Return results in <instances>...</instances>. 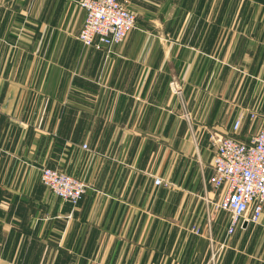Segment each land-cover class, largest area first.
Here are the masks:
<instances>
[{"label": "crops", "instance_id": "1", "mask_svg": "<svg viewBox=\"0 0 264 264\" xmlns=\"http://www.w3.org/2000/svg\"><path fill=\"white\" fill-rule=\"evenodd\" d=\"M78 2L0 0V264H264V210L227 236L196 198L223 192L209 135L264 129V0H121L110 50L77 39ZM43 167L86 184L77 205Z\"/></svg>", "mask_w": 264, "mask_h": 264}, {"label": "built area", "instance_id": "2", "mask_svg": "<svg viewBox=\"0 0 264 264\" xmlns=\"http://www.w3.org/2000/svg\"><path fill=\"white\" fill-rule=\"evenodd\" d=\"M78 5L85 12L83 26L77 34L83 46L110 50L121 44L135 27V14L120 0H79ZM170 86L175 94H180L176 82H170ZM250 117L254 118L255 114L251 113ZM240 124L239 115L233 130H238ZM209 140L213 168L211 186L215 191L223 189L219 201L211 203V210L213 214L222 211L228 215L226 235L229 236L242 223H258L264 210V129L248 144L212 134ZM40 180L54 196L72 206L79 203L86 189L81 180L49 167L41 168ZM161 182L159 178L154 179L155 185ZM192 231L200 233L196 227Z\"/></svg>", "mask_w": 264, "mask_h": 264}, {"label": "rangeland", "instance_id": "3", "mask_svg": "<svg viewBox=\"0 0 264 264\" xmlns=\"http://www.w3.org/2000/svg\"><path fill=\"white\" fill-rule=\"evenodd\" d=\"M121 1V0H120ZM210 136V135H209ZM211 145V144H210ZM212 148V147H211ZM64 173V172H63ZM212 176H213V168H212V174H211V176L209 177V179H208V183H209V185H211V178H212ZM80 180V179H79ZM82 181V180H81ZM83 182V181H82ZM84 183V182H83ZM85 184V183H84ZM85 187H86V184H85ZM212 187V186H211ZM198 200H200L201 202H205V205H209V206H211V203L212 202H215V201H210V200H206V198L204 197V196H198V197H196ZM205 199V200H204ZM209 214H211V215H209V218L211 219V220H213L214 219V217H215V214H212V212L211 213H209Z\"/></svg>", "mask_w": 264, "mask_h": 264}]
</instances>
